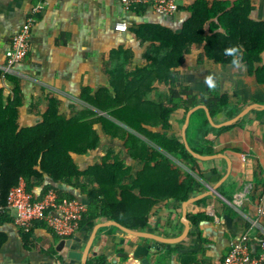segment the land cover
<instances>
[{
  "label": "crops",
  "instance_id": "1",
  "mask_svg": "<svg viewBox=\"0 0 264 264\" xmlns=\"http://www.w3.org/2000/svg\"><path fill=\"white\" fill-rule=\"evenodd\" d=\"M176 1L178 12L173 17H166L146 7L127 11L119 0H0V67L4 64L5 51L12 37L31 9L37 4L42 5L30 27L28 53L16 65L15 76L21 89L18 126L40 122L49 97L57 100L59 113L66 117L86 107L98 111L82 99L84 88L88 89L85 95L91 96L99 88L107 87L108 94L112 96L109 70L144 67L147 56L156 45L138 38L134 31L139 24L151 22L179 32L182 22L189 16L182 7L195 0ZM250 2V17L264 19V0ZM117 23H126L127 30H115ZM200 52L201 49L195 46L189 48L183 64L177 68L175 84L178 90L188 88L196 97L197 104L205 105L204 99L209 98L213 90L227 94L230 106L211 116L215 123L233 117L250 103H264V84L257 83L248 75L245 64H219L206 58L200 60ZM14 87L15 83L0 70V89L5 102L12 97ZM167 89V84L156 80L148 96L159 99ZM185 114L182 108L171 113L169 135L182 140ZM240 121V126L218 132L212 128L221 127H199L197 119L190 115L185 130L189 147L202 155L223 153L226 158L195 157L199 173L192 172L197 183L189 197H198L186 205V217L191 227L183 240L164 241L177 237L184 229L182 202L173 199L157 202L151 208L147 226L135 229L160 239L154 241L153 251L146 247L150 243L148 238L136 237L106 224L110 218L98 217L90 227L85 224L73 236L64 238L55 235L43 223L31 225L24 230L27 233H23L9 216L0 222V232L5 234V241L0 246V264H81L80 260L60 255L57 246L61 240L67 239H71L69 250L82 252L87 247V261L99 256L104 264H183L187 255L195 257L197 262L193 263L196 264H220L230 245L245 232H248L253 251L264 252L260 247V242L264 241L263 215L260 219L263 233L250 228L249 223L256 213L257 204L264 206V108L250 110L236 124ZM94 128L100 135L99 146L85 154L72 155L78 168L83 170L111 152L131 167L133 178L142 163L131 158L122 141L106 134L100 124ZM59 187L72 193L86 206L90 201L79 189L65 184ZM33 190L38 193L40 188ZM197 213L210 219L195 226L192 217ZM96 224L99 227L91 238ZM257 231L261 237L256 235Z\"/></svg>",
  "mask_w": 264,
  "mask_h": 264
},
{
  "label": "trees",
  "instance_id": "2",
  "mask_svg": "<svg viewBox=\"0 0 264 264\" xmlns=\"http://www.w3.org/2000/svg\"><path fill=\"white\" fill-rule=\"evenodd\" d=\"M182 9L189 16L179 32L151 22L137 26L136 36L156 46L144 67H115L108 71L112 96L107 87L99 88L91 96L85 95L88 89L84 88L82 99L105 114L86 107L66 117L59 113L57 100L49 97L41 121L19 127L21 89L15 75L5 74L15 87L6 102L0 89V208L5 205L9 189L20 179L35 198H41L48 190H54L59 200L76 198L59 187L65 184L90 199L78 230L85 224L90 227L98 217L113 219L131 229H144L157 202H182L194 192L197 179L192 172L199 173L197 159L186 150L180 137L168 134L171 113L177 108L185 113L197 104L188 88L178 90L177 68L183 64L189 48L195 46L201 49L200 60L243 63L248 75L264 84V19L250 17V0H195ZM156 80L163 81L168 89L159 99H151L148 93ZM203 102L212 117L230 106L229 96L216 90ZM191 115L197 119V126L210 127L204 109L198 108ZM241 123L212 130L220 132ZM96 124L106 134L120 139L126 153L142 163L133 178L131 167L111 152L83 170L78 168L72 155L85 154L99 146ZM262 185L264 191V181ZM34 188H40L38 193ZM7 217L8 214L0 213V222ZM207 219L210 218L197 213L192 222L197 226ZM36 223L46 224L37 221L32 225ZM4 241L5 234L0 232V246ZM187 257L183 264L197 262L195 257ZM86 264L104 262L95 256Z\"/></svg>",
  "mask_w": 264,
  "mask_h": 264
},
{
  "label": "built area",
  "instance_id": "3",
  "mask_svg": "<svg viewBox=\"0 0 264 264\" xmlns=\"http://www.w3.org/2000/svg\"><path fill=\"white\" fill-rule=\"evenodd\" d=\"M119 1L127 11L142 6L150 9L153 13L166 17H173L178 12L176 0ZM41 8V4L35 5L18 32L12 37L8 49L5 51L4 64L0 67L4 75L17 74L16 65L28 53L30 27L35 22V15ZM114 29L124 32L127 30V25L126 23H117L114 25ZM85 211L86 205L81 200L77 198L59 200L54 190H48L41 198H35L33 192L28 191L23 179H20L17 185L9 189L5 205L0 208V213L11 216L14 224L21 229L28 230L34 222L44 221L54 234L64 238L71 237L77 232ZM263 213L264 206L262 203H258L254 217L249 220L250 228L263 230L260 225ZM260 247L264 251V241L260 242ZM220 264H264V252L254 253L249 243L248 232H245L230 245Z\"/></svg>",
  "mask_w": 264,
  "mask_h": 264
},
{
  "label": "water",
  "instance_id": "4",
  "mask_svg": "<svg viewBox=\"0 0 264 264\" xmlns=\"http://www.w3.org/2000/svg\"><path fill=\"white\" fill-rule=\"evenodd\" d=\"M198 108H202L205 111V115L206 118L209 122V124L212 127L218 128V127H222V126H227V125H231L236 123L239 119H241L245 114H247L250 110L255 109V108H264V103H250L248 105H246L245 107H243L237 114H235L233 117L226 119L220 123H215L213 118L211 117L208 108L206 107V105L204 104H196L195 106L191 107L185 114V120L184 123L182 125L181 128V136H182V141L184 143V146L186 148V150L193 156L196 157L198 159H207L210 157H215V156H222L224 158H226V155L223 153H217V154H212V155H202L199 154L197 152H195L194 150H192L187 141H186V136H185V130L186 127L188 125L189 122V118L191 113L198 109ZM198 196H191L188 197L186 200L182 201V223L184 226V229L182 231V233L180 235H178L175 238H169V239H164V241H167V243H173V242H179L181 240H183L189 233L190 227H191V223L189 222V220L186 217V205L192 201H194ZM106 224H112L116 227H118L120 230L136 236V237H146L150 240V243L148 245H146V247L151 251L154 250L155 248V243L154 241L156 239H159L156 237V235H153L151 233H147L144 231H139V230H135V229H131L128 228L126 226H123L121 224H119L118 222L114 221V220H108ZM99 227V224H96L93 227L92 233H91V238L94 236L96 229ZM160 240V239H159ZM71 239H67V240H61L59 245L57 246L58 251L60 252V255H62L63 257H68L71 259H77L81 261V264H86L87 261V252H88V248L86 247L82 252H78V251H74V250H69V245H70ZM89 243H87L88 246Z\"/></svg>",
  "mask_w": 264,
  "mask_h": 264
},
{
  "label": "rangeland",
  "instance_id": "5",
  "mask_svg": "<svg viewBox=\"0 0 264 264\" xmlns=\"http://www.w3.org/2000/svg\"><path fill=\"white\" fill-rule=\"evenodd\" d=\"M257 232H258V234H256V235H257V236L259 235V236L261 237V236H262L261 233H260L259 231H257Z\"/></svg>",
  "mask_w": 264,
  "mask_h": 264
}]
</instances>
